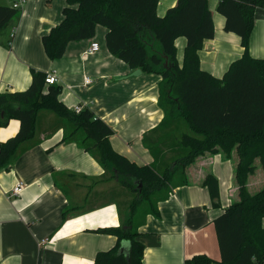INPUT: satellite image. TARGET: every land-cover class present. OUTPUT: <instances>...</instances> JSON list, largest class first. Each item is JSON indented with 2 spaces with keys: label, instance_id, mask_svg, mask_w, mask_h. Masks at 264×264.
Instances as JSON below:
<instances>
[{
  "label": "crops",
  "instance_id": "crops-1",
  "mask_svg": "<svg viewBox=\"0 0 264 264\" xmlns=\"http://www.w3.org/2000/svg\"><path fill=\"white\" fill-rule=\"evenodd\" d=\"M16 1L0 0V6L11 7ZM220 1L208 0L214 37L198 52L201 70L217 79L243 54L239 37L224 30L225 19L217 12ZM177 2L159 0L157 15L163 17ZM65 7L66 0H29L0 28V94L28 89L33 71L53 73L61 87L59 101L70 111L86 108L103 120L113 130L109 141L117 153L138 166L156 161L158 169L164 168L182 152L176 143L186 126L180 119H167L159 107L161 77L142 71L131 77L134 70L109 53L102 26L92 40L72 42L61 59L49 60L42 37L62 21ZM92 42L99 44V51L87 54ZM175 47L181 66L186 39H176ZM249 54L264 59L262 8L255 11ZM86 79L92 83L84 85ZM65 124L41 111L33 140L21 146L11 166L0 170V264H94L97 253L117 243L116 237L97 230L120 227L130 197L116 181L105 180L103 167L91 153L75 142L61 143ZM19 128L15 119L0 127V144ZM236 162L235 152L230 159L206 154L186 169L188 183L171 189L157 204L158 217L146 216L139 228L142 264H187L196 256L220 264L214 220L237 199ZM207 173L218 180L221 208L212 207L201 185ZM20 181L24 189L13 197L11 191ZM263 184L264 170L256 166L248 191ZM128 245L122 242L120 250Z\"/></svg>",
  "mask_w": 264,
  "mask_h": 264
},
{
  "label": "trees",
  "instance_id": "trees-1",
  "mask_svg": "<svg viewBox=\"0 0 264 264\" xmlns=\"http://www.w3.org/2000/svg\"><path fill=\"white\" fill-rule=\"evenodd\" d=\"M62 21L42 37L49 60L61 59L72 42L92 40L97 27L106 28L105 44L111 55L130 70L161 77L159 107L167 119H180L188 128L176 147L182 152L164 168L156 161L138 166L117 153L109 138L113 130L89 109L76 114L59 101L61 87L45 83L46 73L32 72L28 89L0 94V127L18 120L17 134L0 144V170L11 166L21 146L33 140L38 115L53 113L66 126L61 143H77L91 153L105 171L129 192L126 219L118 228L97 232L116 237L111 250L97 253L94 264H142L144 245L138 240L148 215L158 217L157 204L176 186L188 183L186 169L206 154L237 155L234 181L237 199L214 220L220 264H264V189L251 194L247 182L258 161L264 170V59L249 54L250 36L257 8L264 0H221L217 12L224 30L240 39L243 54L221 79L201 70L198 52L214 37L208 0H178L163 17L159 0H66ZM12 6H0V28L18 15ZM186 39L182 65L175 40ZM201 185L208 190L213 208H221L219 183L207 173ZM128 242L120 252L121 243ZM196 256L187 264H211Z\"/></svg>",
  "mask_w": 264,
  "mask_h": 264
},
{
  "label": "built area",
  "instance_id": "built-area-1",
  "mask_svg": "<svg viewBox=\"0 0 264 264\" xmlns=\"http://www.w3.org/2000/svg\"><path fill=\"white\" fill-rule=\"evenodd\" d=\"M28 1H29V0H17V1L12 5V7L15 8V9H20V8L22 7V5H24V4H25L26 2H28ZM98 51H99V44L96 43V42H92V43L90 44V46L88 47V49L86 50V53H87V54H94V53H96V52H98ZM58 82H59V79H58V77H57L55 74H53V73H46L45 83H46L47 85L58 84ZM91 83H92V81H91L90 79H86V80L84 81V85H89V84H91ZM81 110H82V108L77 107V108H75L74 112H75L76 114H78V113L81 112ZM23 189H24V184L20 181V182H18V183L15 185V187H14L13 190L11 191V195H12L13 197H17V196H19V195L21 194V192L23 191ZM47 242H48V240L45 239V240H43V241L41 242V245H43V244H45V243H47Z\"/></svg>",
  "mask_w": 264,
  "mask_h": 264
},
{
  "label": "rangeland",
  "instance_id": "rangeland-1",
  "mask_svg": "<svg viewBox=\"0 0 264 264\" xmlns=\"http://www.w3.org/2000/svg\"><path fill=\"white\" fill-rule=\"evenodd\" d=\"M42 114H47V113H42ZM41 114V115H42ZM186 126V125H185ZM186 129H185V133H188L189 132V130H188V128L187 127H185ZM258 168H259V170L262 172L263 170L260 168V164H259V162L257 161L256 162V164H255ZM264 189V184L263 185H261V186H259V187H254V188H251L250 189V193H252V194H254V193H256V192H259V191H261V190H263ZM124 192H125V194H129V192L128 191H126L125 189L123 190Z\"/></svg>",
  "mask_w": 264,
  "mask_h": 264
},
{
  "label": "water",
  "instance_id": "water-1",
  "mask_svg": "<svg viewBox=\"0 0 264 264\" xmlns=\"http://www.w3.org/2000/svg\"><path fill=\"white\" fill-rule=\"evenodd\" d=\"M139 74H141V70H140V69H136V70H134V71L130 74V76H131V77H135V76H138ZM124 249H125V248H124ZM120 252L123 253L124 250L121 249Z\"/></svg>",
  "mask_w": 264,
  "mask_h": 264
}]
</instances>
